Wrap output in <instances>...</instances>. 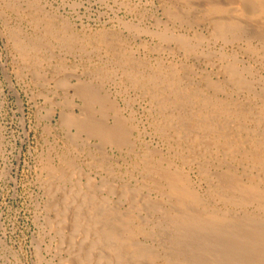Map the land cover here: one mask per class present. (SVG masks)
I'll return each instance as SVG.
<instances>
[{"label":"rangeland","instance_id":"obj_1","mask_svg":"<svg viewBox=\"0 0 264 264\" xmlns=\"http://www.w3.org/2000/svg\"><path fill=\"white\" fill-rule=\"evenodd\" d=\"M237 7L0 0V264H185L170 175L204 218L264 220V8Z\"/></svg>","mask_w":264,"mask_h":264},{"label":"bare ground","instance_id":"obj_2","mask_svg":"<svg viewBox=\"0 0 264 264\" xmlns=\"http://www.w3.org/2000/svg\"><path fill=\"white\" fill-rule=\"evenodd\" d=\"M229 2H231L232 4L238 6L236 9L237 13H240L242 10H247L250 12L252 18L250 19L251 23H260V18L259 16H261L260 14V10H262L264 8V0H229ZM203 5V4H202ZM209 5V4H208ZM240 6H243L242 8H239ZM191 7V6H190ZM193 7V5H192ZM191 7V8H192ZM196 9V8H195ZM196 11V10H195ZM263 11V10H262ZM215 12V11H214ZM242 13V12H241ZM240 13V14H241ZM234 14V13H233ZM249 14V15H250ZM239 15V14H237ZM243 15H239L238 17L240 18ZM238 17L236 16V14H234L233 19L237 20ZM231 19V18H230ZM210 20V26L216 31L214 32H218L221 31L224 35L226 33V31L224 30H231V23L228 17H224L223 16H218V17H214ZM245 23V22H244ZM245 27H248L250 24H244ZM234 24V23H233ZM249 24V25H248ZM235 26V25H234ZM234 26H232V29L234 28ZM256 27V26H255ZM260 27V26H259ZM261 28V27H260ZM264 33V31H262ZM229 34V33H228ZM223 37V36H222ZM261 38V37H260ZM226 39V38H224ZM228 69V68H227ZM230 70V69H229ZM232 71V70H230ZM228 70H226L224 73H227L229 75H231V77L233 79H238L239 76L230 72ZM203 119V118H202ZM208 119V118H207ZM211 119V118H210ZM209 119V120H210ZM235 119V118H234ZM201 122V120H199ZM208 122V121H207ZM206 122V123H207ZM226 122V121H225ZM223 123V122H222ZM201 124V123H200ZM204 124V123H203ZM209 124V123H208ZM226 124V123H225ZM230 123H227L226 125H228ZM199 124H197L198 126ZM211 125V123H210ZM223 125V124H222ZM234 125V124H233ZM232 125V126H233ZM238 124H235V126ZM208 126V125H207ZM225 126V125H224ZM206 127V125H205ZM238 126H236L237 128ZM197 128V127H196ZM204 130L205 128L202 127ZM211 128V126H210ZM226 128V127H225ZM227 128L229 129V127L227 126ZM226 128V129H227ZM201 129V126L200 128ZM202 129V130H203ZM231 129V128H230ZM243 129V128H242ZM202 130L200 132H202ZM203 130V134L206 132ZM207 130V129H206ZM225 130V129H224ZM232 130V129H231ZM185 131V130H183ZM208 131V130H207ZM240 131V130H239ZM243 131V130H242ZM197 132V131H196ZM226 132V131H225ZM224 132V133H225ZM216 133V132H215ZM195 134V133H193ZM229 135V133H228ZM198 136V134H197ZM201 136V135H199ZM223 136V132L222 135H220V137ZM204 137V135H203ZM202 137V138H203ZM193 139V138H192ZM195 140L198 139L194 138ZM193 139V140H194ZM216 141V140H215ZM230 141V140H229ZM218 142V141H217ZM231 142V141H230ZM234 143V142H233ZM233 143H230L233 145ZM242 143V142H241ZM239 143V144H241ZM253 143V142H252ZM202 144V143H200ZM204 144V143H203ZM219 144V142L217 143ZM238 144V145H239ZM198 145V144H197ZM213 145V144H212ZM225 145V144H223ZM222 145V146H223ZM199 146V145H198ZM201 146V145H200ZM221 146V144H220ZM243 146V145H240ZM203 147V146H201ZM206 147V146H205ZM245 147V146H244ZM235 148V146H234ZM233 146L231 145H225V151L227 152V154H230V158L233 159L234 162V158H238V164L243 166L244 165V161L245 158L243 157L244 154L247 155V153L243 152L244 154L241 156V158H239L234 151ZM238 148V147H236ZM261 147L257 146V149H259ZM250 148L247 147V150H249ZM253 148H251L252 150ZM255 149V146H254ZM255 149V152L256 150ZM247 151V152H248ZM258 151V150H257ZM249 153V152H248ZM253 153V152H252ZM262 153V151H261ZM251 154V153H249ZM256 157L258 159L260 158V153H255ZM254 154V155H255ZM223 155V154H222ZM235 156L233 158V156ZM253 155V156H254ZM262 155V154H261ZM228 156V155H227ZM226 156V157H227ZM250 156V155H249ZM263 158V157H262ZM229 159V158H228ZM262 160V159H261ZM224 161V160H222ZM252 161V160H251ZM226 162V161H225ZM247 162V161H246ZM230 164V163H229ZM243 169V168H242ZM262 169V168H261ZM245 170V169H244ZM260 173V171H258ZM262 173H263V169H262ZM261 174V173H260ZM263 175V174H262ZM170 175V182L172 184L173 189L175 190V193L181 198H183L184 200V204L183 205V209H184V213L181 214L182 215V219L181 221L179 220L178 224L182 225L186 228L187 232H188V237L191 238L192 240L190 241L189 244V248L186 250V255H184V259H183V263L185 264H264V220H252V219H245V220H230L228 219H224V218H219L220 216L216 213H211V217L210 218H204L202 216V214H197L196 209H194L192 206L193 204L190 203V201L192 199H194V197L192 198L191 196H189L187 194V192L185 190H188V188L184 189L182 186H180V179L178 176H172ZM231 176V175H230ZM181 177V176H180ZM167 179V177H166ZM255 180V179H254ZM183 181V180H182ZM252 181V180H251ZM169 184V183H168ZM183 184V183H182ZM244 184V183H243ZM256 185V184H255ZM259 185V184H257ZM254 187V186H253ZM264 189V188H263ZM256 190V187H255ZM264 191V190H263ZM257 193V192H256ZM264 193V192H263ZM258 194V193H257ZM95 197V196H94ZM247 200V199H246ZM194 201V200H193ZM250 201V200H249ZM183 203V202H182ZM197 203V202H194ZM196 205V204H195ZM242 205V204H241ZM200 206V205H199ZM105 208V207H104ZM79 210V209H78ZM85 210V209H84ZM91 210V209H90ZM100 210V209H99ZM98 210V212H99ZM95 211V210H94ZM205 211V210H204ZM81 213V211H78V213ZM100 213V212H99ZM77 214V213H76ZM95 214V213H94ZM107 215V214H106ZM225 216V215H224ZM223 216V217H224ZM90 217V216H89ZM98 217V216H97ZM100 217V216H99ZM227 218V217H226ZM245 218V217H244ZM95 220V218L93 219V221ZM96 220H98L96 218ZM88 223V222H87ZM101 224V223H100ZM105 224V223H104ZM86 225V223L84 224ZM83 225V226H84ZM93 225V224H92ZM106 225V224H105ZM88 228V227H87ZM101 228V227H100ZM233 228V229H232ZM106 229V228H104ZM93 230V228H92ZM102 230V229H101ZM106 230H102L101 234H104L105 236H109L111 237V239H117L116 237V233L113 231H107ZM96 231V230H95ZM98 231V230H97ZM227 231H229L227 233ZM92 232V231H91ZM100 232V231H99ZM232 232V233H231ZM257 232V233H256ZM95 236L100 235L99 233H95ZM102 235V236H103ZM83 236V235H82ZM79 237V235H78ZM81 237V236H80ZM78 240V239H77ZM101 240V239H100ZM107 240V239H106ZM124 240V239H123ZM81 241V240H80ZM95 238L93 239V244L89 245L90 249H89V253H92V250L97 246L96 242H95ZM108 241V240H107ZM112 241V240H111ZM83 242V241H82ZM83 244V243H82ZM115 244V243H114ZM84 245V244H83ZM102 246V245H101ZM127 246V245H126ZM137 246V245H136ZM145 246V245H143ZM73 247V246H72ZM117 247V246H116ZM129 247V246H128ZM77 248V247H76ZM140 248V247H139ZM146 248V247H145ZM105 249V248H104ZM110 249V248H109ZM78 250V249H77ZM80 250V249H79ZM84 250V249H83ZM103 250V248L101 250H99L98 252L101 253V251ZM107 250V249H105ZM128 250V249H127ZM141 250V249H140ZM82 251V250H81ZM80 251V252H81ZM104 251V250H103ZM77 252V251H76ZM79 252V251H78ZM77 252V253H78ZM86 252V251H85ZM144 252V250H143ZM99 253V254H100ZM125 253V252H124ZM129 252H127L128 254ZM188 253L191 254V257H188ZM95 254V253H94ZM93 256V254H91ZM96 255V254H95ZM102 254H100L101 256ZM91 256V259L93 258ZM98 256V255H97ZM123 256V255H122ZM131 258L134 256L129 255ZM90 257V256H89ZM102 257L104 258V256L102 255ZM125 257V255H124ZM129 257V258H130ZM106 258V257H105ZM134 259V258H133ZM206 259L209 262H206ZM80 262V261H79ZM106 262V261H105ZM108 263V262H106ZM132 263V262H131Z\"/></svg>","mask_w":264,"mask_h":264}]
</instances>
